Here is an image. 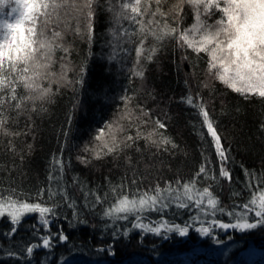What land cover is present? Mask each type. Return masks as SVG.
<instances>
[{
    "label": "trees",
    "instance_id": "1",
    "mask_svg": "<svg viewBox=\"0 0 264 264\" xmlns=\"http://www.w3.org/2000/svg\"><path fill=\"white\" fill-rule=\"evenodd\" d=\"M177 4L178 0H161V11L168 15L145 16V23L148 19L159 21L146 27L163 35L165 23L169 28L190 26L194 21L192 7L183 5L181 21L175 19ZM107 7L108 0H100L90 41L85 32H76L77 13L66 17L67 27L62 25L61 31L68 52L56 49L48 69L51 75L40 81L51 91L43 99L25 101V110L20 113H6L8 134L0 128V191L15 188L22 199L30 197L34 202L43 188L47 200L49 174L59 177L55 161L62 160L59 187L75 204L68 207L61 195L47 201L58 205L50 232L38 214H28L9 238V218L0 219V264H264V226L246 231L220 229L210 221L235 220L219 211L206 215L195 207L190 211L173 204L163 212L144 214L142 222L150 226L164 221L170 222L169 227L190 224L185 236L163 227L160 234L133 228L134 216L115 221L103 216L102 209L114 202L113 186L123 184L121 191L129 195L156 184L163 188L169 181L175 188L176 180L183 182L194 176L205 157L216 163L210 137L202 135L206 132L202 118L181 99L189 93L195 96L199 92L203 97L228 149L227 167L233 176L232 183L201 177L197 187L211 184L219 206L231 211L250 198L245 169L264 179V100L245 99L212 79L206 71L207 57L201 53V59L191 49L182 51L170 36L162 40L147 36L144 55L152 47L156 51L151 60L141 58L138 68L143 76L135 75V45L124 43L127 36H113ZM80 27L83 29L82 23ZM17 92L26 94L22 86ZM156 120L166 127L158 128ZM101 130L103 135L97 140ZM161 134L170 143H162ZM128 136L134 139L128 140ZM108 147L114 150L108 152ZM215 171L218 175V168ZM133 179L136 184L131 183ZM93 194L107 200L88 207L95 200ZM252 218L250 214L249 220ZM197 228H208L209 234H201ZM61 232L66 241L59 239ZM49 235L51 247L44 248L41 237ZM32 244L38 247L28 254L27 247Z\"/></svg>",
    "mask_w": 264,
    "mask_h": 264
},
{
    "label": "snow or ice",
    "instance_id": "2",
    "mask_svg": "<svg viewBox=\"0 0 264 264\" xmlns=\"http://www.w3.org/2000/svg\"><path fill=\"white\" fill-rule=\"evenodd\" d=\"M99 3L100 0H0V128L5 134H8V130L4 125L9 119L6 113L9 111L20 113L25 110V101L43 99L51 91L50 88L42 87L40 81L51 75L48 69L54 62L56 49L68 52V48L62 43L61 31L62 25L67 27L66 17L71 12H76V32L77 34L85 32L90 41L94 32L92 22ZM185 3L193 9L194 22L185 28H180L179 24L169 28L165 23L164 27L167 30H162L163 35H160L155 28L146 27L154 22L158 25L159 21L148 19L145 23L144 17L155 18L157 14L162 18L166 17L168 13L161 11V0H155V9L152 8V0H108L111 33L116 39L121 35L127 36L129 39L124 43L135 45L134 74L143 76V71L138 68L141 58L151 60L156 51L155 47H152L149 54L144 55L145 51H148L144 48L147 36L150 34L157 40L170 36L182 51L191 49L197 57L203 59L201 53L207 57L206 71L212 79L218 80L245 99L258 97L264 100V0H178V4L174 6L178 9L175 12V19L182 21ZM81 23L83 29L80 27ZM136 25L139 27H134ZM113 47L115 48V45ZM60 59L64 60L65 57L62 56ZM184 59H188V56L185 55ZM61 67L64 68L65 65L62 64ZM21 86L25 95L17 92V88ZM181 99L196 109L202 118V127L206 128L202 135L210 137L216 163L213 165V162L205 157L194 176L183 182L176 180L175 188L169 181L163 188L156 184L144 192L137 190L136 193L129 195L127 191H121L123 184L113 186L112 193L115 199L109 207L102 209L103 216L113 221L128 220L129 216H134L133 228L160 234L163 227L166 231H176L185 236L191 227L188 223L183 226L172 224L169 227L168 221L159 225L153 222L152 226L142 222L146 218L145 213L163 212L174 204L177 209L187 208L190 211L195 207L206 215H215L217 211L227 214L235 223H225L217 219L210 221L224 230L246 231L264 226V179H258L254 172L244 170L250 198L243 204L234 205L231 211L219 206V200L214 195L211 184L203 188L197 187V181L201 177L216 183L223 178L232 183L233 176L227 167L230 157L200 93L197 92L195 96L189 93L187 97ZM32 110H35L34 106ZM155 124L158 128L166 127L159 120H156ZM261 127L264 128V124ZM101 135L103 130L96 139L99 140ZM161 136L162 143H170L162 134ZM127 139L134 138L128 136ZM172 146L175 147L174 144ZM113 150V147H108V152ZM55 164L59 166V177L49 174L47 200L43 188L36 194L34 202L30 197L22 199V194L15 188L0 191V219L5 216L9 218L11 225L7 233L9 238L17 233L22 218L28 214H38L40 223L50 232L51 218L56 216L55 209L58 205L55 202L49 205L47 201L53 200L57 195L63 197L68 207H74L75 201L69 202L66 190L59 187V179H62L63 175V162L56 160ZM217 168L218 175L215 171ZM131 183L136 184L137 181L133 179ZM54 184L56 188L53 187ZM93 195L95 200L87 205L88 207L95 208L97 204H103L107 200L106 196ZM250 214L253 217L251 221ZM191 219L197 222L196 216H192ZM196 231L209 234L208 228H197ZM59 239L66 241L67 236L61 232ZM41 240L44 248L51 247V235L43 236ZM37 247V244H32L26 251L32 254ZM9 255L12 256L14 253Z\"/></svg>",
    "mask_w": 264,
    "mask_h": 264
},
{
    "label": "rangeland",
    "instance_id": "3",
    "mask_svg": "<svg viewBox=\"0 0 264 264\" xmlns=\"http://www.w3.org/2000/svg\"><path fill=\"white\" fill-rule=\"evenodd\" d=\"M194 22V21H193Z\"/></svg>",
    "mask_w": 264,
    "mask_h": 264
}]
</instances>
